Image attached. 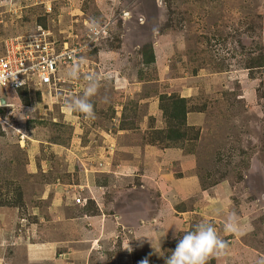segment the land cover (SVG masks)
<instances>
[{
    "label": "rangeland",
    "instance_id": "rangeland-1",
    "mask_svg": "<svg viewBox=\"0 0 264 264\" xmlns=\"http://www.w3.org/2000/svg\"><path fill=\"white\" fill-rule=\"evenodd\" d=\"M93 18L106 36H87ZM41 35L89 48L84 68L102 86L87 119L63 110L83 74L82 91L69 79L56 103L45 91L25 106L0 88L11 104L0 113V264H165L202 221L228 244L207 264H264V0L0 3V49ZM163 93L189 98L199 138L159 141ZM231 211L245 234L224 232ZM59 238L69 253L31 252Z\"/></svg>",
    "mask_w": 264,
    "mask_h": 264
},
{
    "label": "built area",
    "instance_id": "built-area-1",
    "mask_svg": "<svg viewBox=\"0 0 264 264\" xmlns=\"http://www.w3.org/2000/svg\"><path fill=\"white\" fill-rule=\"evenodd\" d=\"M101 28L102 31L87 36L91 37L92 40L93 37L106 36L107 29ZM47 36L41 35L27 40H23L21 37H11L4 41L0 49V77H3L0 88L9 87L13 91L32 88L40 90L42 94L47 91L51 97L55 96L52 97V100L55 99L52 101L54 103L59 101V94L63 92L65 95L70 91L66 87V82H70V80L66 78L64 73L80 57H84L83 55L89 48L85 49L86 46L79 42L69 43L68 37L59 43L57 40L47 38ZM89 68L85 69L83 66L82 74L91 73V71L86 72ZM71 82L76 87V90L73 91L74 94L82 91V81L73 79ZM2 96L0 95V98ZM6 105L11 106L8 101L7 104L0 101V108ZM0 120L4 121V118L0 116ZM75 199L81 204L85 202L82 195L75 197Z\"/></svg>",
    "mask_w": 264,
    "mask_h": 264
},
{
    "label": "clouds",
    "instance_id": "clouds-1",
    "mask_svg": "<svg viewBox=\"0 0 264 264\" xmlns=\"http://www.w3.org/2000/svg\"><path fill=\"white\" fill-rule=\"evenodd\" d=\"M0 3H6V0H0ZM88 27L93 33L102 31L100 22L95 18L89 21ZM85 63L86 59L80 57L77 62H74L66 69V78L80 79L82 75L81 70ZM83 78L86 83L82 94L67 95L63 101V110L68 115L79 113L86 119L95 118L94 105L91 98L97 95L102 86L103 78L101 75L95 73L83 74ZM2 82L3 77H0V83ZM2 97L8 101V98L4 95ZM105 102H107V98H105ZM223 230L225 233L238 236L245 234L235 211L226 214L223 221ZM177 231L179 230L177 229ZM227 248V242L220 237L212 223L202 221L195 225L194 230L183 234L182 238L178 240L175 249L171 252V255L165 259V264H207L210 258L219 259L224 256ZM143 264H147V261L145 260Z\"/></svg>",
    "mask_w": 264,
    "mask_h": 264
},
{
    "label": "trees",
    "instance_id": "trees-1",
    "mask_svg": "<svg viewBox=\"0 0 264 264\" xmlns=\"http://www.w3.org/2000/svg\"><path fill=\"white\" fill-rule=\"evenodd\" d=\"M44 26H46L44 24ZM90 51L83 55H85ZM143 55L145 57V62L147 64H152L156 61V54L152 44H149L144 47ZM64 72V71H63ZM65 75V73H64ZM19 97L21 102L25 106H32L38 100H41V91L35 90L32 88H24L19 90ZM190 100L187 97H183L177 93H163L159 97V108L162 112V116L165 121V126L156 130L158 134V139L161 142H165L170 146L172 143L178 145L180 142L199 138V130L192 132L193 125L188 124V116L191 111L189 104ZM6 108H0V113H5ZM32 123V121H29ZM125 124L122 125V128ZM194 136V137H192ZM92 203L93 200H92ZM9 204V203H0V205ZM98 211V209H94Z\"/></svg>",
    "mask_w": 264,
    "mask_h": 264
},
{
    "label": "crops",
    "instance_id": "crops-1",
    "mask_svg": "<svg viewBox=\"0 0 264 264\" xmlns=\"http://www.w3.org/2000/svg\"><path fill=\"white\" fill-rule=\"evenodd\" d=\"M116 172V171H115ZM114 174V173H113ZM93 180V179H92ZM95 180V179H94ZM92 183L93 182H91V185H92ZM96 183V182H95ZM88 187L87 188H91L90 187V185H87ZM99 188H101L100 186H98ZM56 210H58L59 211V213H60V211H63V209H61V207L59 206V208L57 207V209ZM106 230H107V224L105 223V227H104V229H103V227H101V226H99V231H97V230H95V229H93L92 230V233L94 232L95 234H96V236H95V239L97 240V239H100L102 236V233H104V235H106ZM102 232V233H101ZM86 237H89V236H86ZM87 239H89V238H87ZM94 239V240H95ZM92 240V239H91ZM65 241H64V239H62V238H59V239H55V240H53V242H50V241H46V243H44V244H37V245H32L33 246V249L31 250V252L33 253V254H35L36 256H39V257H52L53 255H54V250H58V249H60L61 247V245H62V243H64ZM83 242H85V245L87 246V242H86V239L83 241ZM101 242V241H100ZM61 244V245H60ZM46 245V247L47 248H45L44 247V250L42 249V247L43 246H45ZM50 247H52V248H50ZM32 248V247H31ZM60 256L61 255H64V254H66V252L68 251V250H61L60 249ZM67 253H69V252H67Z\"/></svg>",
    "mask_w": 264,
    "mask_h": 264
},
{
    "label": "water",
    "instance_id": "water-1",
    "mask_svg": "<svg viewBox=\"0 0 264 264\" xmlns=\"http://www.w3.org/2000/svg\"><path fill=\"white\" fill-rule=\"evenodd\" d=\"M0 101H1V103H3V104H6V103H7V101H6V99H5L4 97H1V98H0Z\"/></svg>",
    "mask_w": 264,
    "mask_h": 264
}]
</instances>
